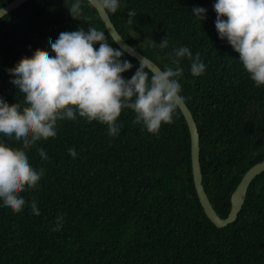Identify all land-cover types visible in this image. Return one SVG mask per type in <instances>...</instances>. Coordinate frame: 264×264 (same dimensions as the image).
<instances>
[{"label":"trees","instance_id":"trees-1","mask_svg":"<svg viewBox=\"0 0 264 264\" xmlns=\"http://www.w3.org/2000/svg\"><path fill=\"white\" fill-rule=\"evenodd\" d=\"M11 1L0 0V7ZM72 2L27 0L0 18V97L10 105L22 110L25 98L9 70L37 48L54 56L49 41L61 32L96 27L120 49L87 0L86 22L72 17ZM215 3L119 0L108 15L122 38L162 70L183 69L176 79L196 123L202 183L224 218L244 173L264 159V85H255L239 53L219 37ZM196 7L207 10L203 21L192 13ZM130 10L136 12L131 24ZM166 37L168 47L161 49ZM180 47H188L193 59L199 52L205 64L200 76L192 75L188 57H175ZM121 59L133 65L122 74L130 79L140 62L126 52ZM134 118L125 108L118 135L110 136L107 125L77 113L75 120L57 122L55 137L29 149L0 134V142L23 149L44 173L35 188L19 194L25 199L20 212L0 201V264H264V171L249 184L236 220L217 227L197 197L190 135L179 107L158 134L133 124ZM33 200L39 215L31 210ZM58 217L62 227L54 230Z\"/></svg>","mask_w":264,"mask_h":264},{"label":"clouds","instance_id":"clouds-1","mask_svg":"<svg viewBox=\"0 0 264 264\" xmlns=\"http://www.w3.org/2000/svg\"><path fill=\"white\" fill-rule=\"evenodd\" d=\"M68 3V0H66ZM84 0H73L69 5L74 19L90 21L83 11ZM90 8L115 13L119 0H87ZM215 27L221 39L239 53V60L257 87L264 85V0H216ZM206 9L196 7L192 13L201 21ZM135 10L128 12L129 24ZM113 41H117L112 38ZM52 52L37 48L32 56L23 57L9 71L11 81L24 94V107L9 104L0 97V134L22 142L23 149L31 148L37 141L57 135L60 120H75L77 113L88 122L98 121L107 125L110 136L118 135L117 124L122 111L127 108L135 113L133 124H142L149 133L158 134L162 124L173 123V116L184 98L177 77L183 69L154 70L147 57L140 58V66L130 79L122 75L133 65L122 60L124 52L108 43L105 32L96 27L88 31L61 32L55 42L49 41ZM99 44L97 48L96 45ZM168 47V38L159 43ZM125 50H127L125 46ZM175 57H188L193 76L205 71L199 52L195 58L188 47L175 50ZM179 64V59L173 60ZM21 148L0 142V201L14 212H20L25 199L19 194L27 187L35 188L43 169L36 171ZM47 160L44 149L38 150ZM70 155H77L74 148ZM31 210L39 215L35 200ZM63 217L57 218L54 230L62 227Z\"/></svg>","mask_w":264,"mask_h":264},{"label":"water","instance_id":"water-1","mask_svg":"<svg viewBox=\"0 0 264 264\" xmlns=\"http://www.w3.org/2000/svg\"><path fill=\"white\" fill-rule=\"evenodd\" d=\"M27 0H12L11 2L7 3L6 5L0 7V18L6 15L7 13L11 12L12 10L18 8L20 5L25 3ZM97 10V9H96ZM101 20L104 22V25L111 35L112 38H115L117 41H114L118 47L129 54L131 57L135 58L138 62H140V58L146 57L144 54L136 50L133 46L128 44L124 38L119 34L116 27L114 26L113 22L111 21L108 13L106 11L100 9L97 10ZM125 46L127 50H125ZM147 59L150 61V71L154 70H162L156 63H154L151 59L147 57ZM182 115L184 116V119L187 123L189 135H190V154H191V170H192V176H193V182L194 187L197 193V197L199 199V202L201 206L203 207V210L206 214V216L209 218V220L217 227H223L226 226L229 223H232L236 220L237 215L244 203L246 192L248 189L249 184L253 180L255 176L260 174L264 171V159L260 162L255 163L253 166H251L242 176L240 179L238 185L234 189L233 193L231 194L230 201H231V207L229 210V213L226 217H220L216 211L214 210L202 183V172H201V166H200V154H199V136L198 131L196 127L195 120L185 104H183L179 107Z\"/></svg>","mask_w":264,"mask_h":264}]
</instances>
